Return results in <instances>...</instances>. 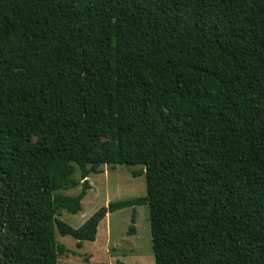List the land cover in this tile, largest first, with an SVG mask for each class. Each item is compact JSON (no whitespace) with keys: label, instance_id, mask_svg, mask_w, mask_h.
Masks as SVG:
<instances>
[{"label":"trees","instance_id":"trees-1","mask_svg":"<svg viewBox=\"0 0 264 264\" xmlns=\"http://www.w3.org/2000/svg\"><path fill=\"white\" fill-rule=\"evenodd\" d=\"M103 165L147 194L74 228ZM142 205L155 264H264V0H0V264Z\"/></svg>","mask_w":264,"mask_h":264},{"label":"rangeland","instance_id":"rangeland-1","mask_svg":"<svg viewBox=\"0 0 264 264\" xmlns=\"http://www.w3.org/2000/svg\"><path fill=\"white\" fill-rule=\"evenodd\" d=\"M101 168L102 173L91 174L88 178L91 189L82 201V211L70 214L62 210L59 214L63 221L74 228L80 227L101 208L108 207L111 201L143 197L147 194L145 174L133 176L134 172L142 169L141 166L103 165ZM74 178L81 181L79 170ZM81 188L82 185H79L62 193L76 196ZM105 210L100 217L96 241L84 242L79 249L73 237L58 234V241L69 251L59 257V264H116L118 260L125 264H155L149 207L142 205L136 208V232L133 235L128 232L132 224V208L112 213Z\"/></svg>","mask_w":264,"mask_h":264},{"label":"water","instance_id":"water-1","mask_svg":"<svg viewBox=\"0 0 264 264\" xmlns=\"http://www.w3.org/2000/svg\"><path fill=\"white\" fill-rule=\"evenodd\" d=\"M107 210H105V212H106Z\"/></svg>","mask_w":264,"mask_h":264}]
</instances>
